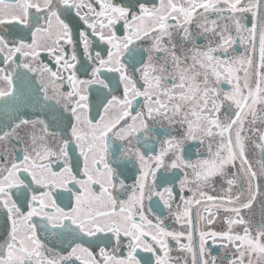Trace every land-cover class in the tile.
<instances>
[{
	"label": "snow or ice",
	"instance_id": "6c2138e0",
	"mask_svg": "<svg viewBox=\"0 0 264 264\" xmlns=\"http://www.w3.org/2000/svg\"><path fill=\"white\" fill-rule=\"evenodd\" d=\"M0 101V264H264V0H0Z\"/></svg>",
	"mask_w": 264,
	"mask_h": 264
},
{
	"label": "flooded vegetation",
	"instance_id": "af4514ba",
	"mask_svg": "<svg viewBox=\"0 0 264 264\" xmlns=\"http://www.w3.org/2000/svg\"><path fill=\"white\" fill-rule=\"evenodd\" d=\"M13 31H15V28H13ZM116 95H119L120 94V92L118 91V92H116L115 93ZM93 115H95V111H93ZM4 118V113H3V102L2 101H0V119H3ZM196 149H195V146H193V148H192V151L194 152ZM193 158H195V157H193ZM138 174V173H137ZM129 183H131V181L129 180L128 181ZM143 255V254H142Z\"/></svg>",
	"mask_w": 264,
	"mask_h": 264
}]
</instances>
